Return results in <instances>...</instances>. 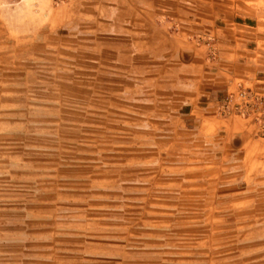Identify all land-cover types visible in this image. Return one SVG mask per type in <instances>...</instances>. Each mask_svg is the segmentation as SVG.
Returning a JSON list of instances; mask_svg holds the SVG:
<instances>
[{"label":"rangeland","instance_id":"374dc122","mask_svg":"<svg viewBox=\"0 0 264 264\" xmlns=\"http://www.w3.org/2000/svg\"><path fill=\"white\" fill-rule=\"evenodd\" d=\"M21 1L44 0H0V121L24 125L0 131V264H264V197L178 181L103 36L15 37Z\"/></svg>","mask_w":264,"mask_h":264},{"label":"crops","instance_id":"0c3cea01","mask_svg":"<svg viewBox=\"0 0 264 264\" xmlns=\"http://www.w3.org/2000/svg\"><path fill=\"white\" fill-rule=\"evenodd\" d=\"M21 5L27 8L23 20L15 15L20 24L15 37L35 38L80 24L103 36L104 47L116 56L111 64L119 63L120 76L133 81L137 119H153L151 132L160 134L158 156L182 175L178 181L198 183L191 189L237 210L264 197V138L254 117L239 112L242 92L264 95V0ZM3 118V133L24 126ZM107 246L111 252L112 244Z\"/></svg>","mask_w":264,"mask_h":264},{"label":"built area","instance_id":"2783aa9c","mask_svg":"<svg viewBox=\"0 0 264 264\" xmlns=\"http://www.w3.org/2000/svg\"><path fill=\"white\" fill-rule=\"evenodd\" d=\"M241 97L244 104L240 106V114L253 116L254 123L260 129V134L264 137V95L242 92Z\"/></svg>","mask_w":264,"mask_h":264}]
</instances>
